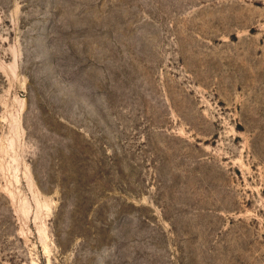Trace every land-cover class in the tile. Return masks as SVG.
<instances>
[{
    "label": "rangeland",
    "instance_id": "1",
    "mask_svg": "<svg viewBox=\"0 0 264 264\" xmlns=\"http://www.w3.org/2000/svg\"><path fill=\"white\" fill-rule=\"evenodd\" d=\"M0 264H264V0H0Z\"/></svg>",
    "mask_w": 264,
    "mask_h": 264
}]
</instances>
